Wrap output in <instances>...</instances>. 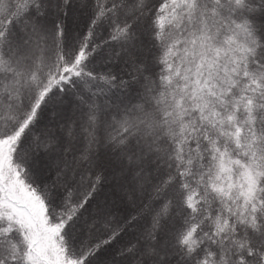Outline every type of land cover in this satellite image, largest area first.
Returning <instances> with one entry per match:
<instances>
[{"label":"snow or ice","instance_id":"1","mask_svg":"<svg viewBox=\"0 0 264 264\" xmlns=\"http://www.w3.org/2000/svg\"><path fill=\"white\" fill-rule=\"evenodd\" d=\"M0 264H264V0H0Z\"/></svg>","mask_w":264,"mask_h":264}]
</instances>
